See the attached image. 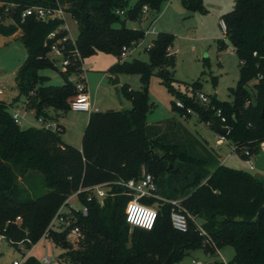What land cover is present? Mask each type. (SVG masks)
<instances>
[{
    "label": "trees",
    "instance_id": "16d2710c",
    "mask_svg": "<svg viewBox=\"0 0 264 264\" xmlns=\"http://www.w3.org/2000/svg\"><path fill=\"white\" fill-rule=\"evenodd\" d=\"M0 34L8 36L20 31L27 48V58L16 74L18 96L26 98L37 118L58 121L60 113L70 110V99L78 92L71 74L80 72L82 62L104 52L118 58L109 73L138 74L142 89L126 88L132 107L92 113L78 148L64 140V126L57 130L17 124L9 109L11 104L0 100V233L16 247L37 244L58 209L80 188L114 181L138 179L143 168L156 181V194L162 199L144 198L156 205L158 218L151 230L131 227L125 209L131 196L122 187L113 185L101 205L89 192L80 194L89 213H77L75 225L81 236L73 243L68 230L51 231L49 239L64 249L59 260L64 264H169L181 261L199 249L211 254L230 246L234 255L230 264H264V181L252 172L221 163L217 153L208 148L177 117L148 124L147 112L152 109L149 84L159 77L178 100L172 105L180 115L190 108L201 122L228 129L226 138L245 159V152L263 155L264 141V0H235L232 10L221 19L226 24L225 40L219 50L231 44L239 60V79L232 89L234 100L221 101L210 96L203 103L177 87L176 55L172 51L175 35L159 32L146 49L148 61L122 58L124 47L132 49L145 38V29L129 27V21L157 19L169 0H1ZM191 13L206 12L204 0H181ZM33 6L62 7L76 19L79 34L61 43L69 64L59 70L51 56L52 44L68 35L62 29L63 19L44 21L35 15L23 19L22 13ZM148 7L144 17L143 8ZM7 10V11H6ZM124 11V14L118 13ZM57 31V37L49 38ZM60 71L64 82L48 84L42 70ZM255 80L252 89L249 83ZM193 92L202 87L201 79L189 84ZM182 101L183 108L177 106ZM59 116V117H58ZM187 117V116H186ZM222 118H225L223 121ZM166 200H180L189 213L186 232L174 228L173 205ZM20 217V221L17 218ZM31 241V242H29ZM24 264H39L29 256ZM210 264H223L216 259Z\"/></svg>",
    "mask_w": 264,
    "mask_h": 264
},
{
    "label": "rangeland",
    "instance_id": "374dc122",
    "mask_svg": "<svg viewBox=\"0 0 264 264\" xmlns=\"http://www.w3.org/2000/svg\"><path fill=\"white\" fill-rule=\"evenodd\" d=\"M128 1L130 6L136 2V0ZM233 1L204 0L205 7L208 10L206 12L196 11L191 13L177 0H169L164 4V6L167 4L166 10L162 13L164 17L158 24L154 22L152 26L157 33L146 36L140 45L128 56V59L139 58L148 61L149 55L146 47L151 44L158 32L173 33L175 35V50L177 51L174 74L181 81L177 84V87L183 92H189L191 97L197 99L198 102H200L199 93H203L208 97L216 96L221 101L232 102L234 100L232 89L236 88L239 79L240 60L236 52L232 50L231 44L227 48L228 51H220L219 40H225L229 43V39L224 34L221 16L233 7ZM220 3L222 10H219L220 7H218ZM3 4L1 2L0 6ZM168 5H171L170 8H168ZM0 22L4 25H9L11 20L6 16H2ZM127 25L129 27H145L147 29L150 25V19L145 18L142 22L129 21ZM61 26L68 30V35L72 40L78 37V24L71 14H65ZM11 36L0 34V75L7 74L6 79L3 81L4 83L0 85L4 89V93L0 97L8 104L12 103L13 105L21 100H16L19 93L16 84V74L25 62L28 52L20 38V31L15 36ZM115 59L117 57L113 54L99 52L84 60V66L87 69V91L88 93L89 90L90 92L92 91L95 104L100 111L130 109L132 103L127 96L125 87L134 90L142 89L141 77L138 74H118L120 83L117 85L112 83L115 77L112 78L109 69ZM57 64L59 70L64 69L62 62L58 61ZM85 69L82 62L81 71L70 75L74 83L78 84L81 81V76L85 75ZM106 72L108 75L104 76ZM41 73L49 77L48 84L60 85L64 82L60 71L45 69ZM199 79L202 81V87L195 93L193 89H190L189 84ZM254 83L255 80L249 83L250 89H252ZM78 93L79 91L76 95ZM173 99L178 100L168 87L161 83L158 76H152L149 84V100L153 107L147 112V123H158L174 116L182 119L199 137L205 138L209 146L217 148L221 155V161L224 160L225 165L250 171L264 181V171L259 169L251 170L242 155L229 142L217 147L214 131L208 124L201 122L192 110L190 113L187 112L190 116L185 115L184 117L187 116L185 119L181 118L180 113L172 105ZM26 107L30 108L28 103H26ZM9 109L12 110L13 108L9 106ZM89 115L90 113L87 112H75L72 110L60 113L58 121L65 126L62 136L67 142L75 146L82 145V137L89 121ZM30 125L31 122L29 117H27V122L25 121L22 126L25 128L30 127ZM229 154L230 156H228ZM71 202L79 206L76 197L72 198ZM153 206L157 208L156 205ZM69 240L73 243L75 242L72 238H69ZM28 252V249L20 250L3 239L0 242V264H8L14 259H20L24 253ZM63 252L64 249L62 247L51 243L49 239L41 238L29 254L38 260L48 256L53 260L52 264H64L59 260V256ZM220 252L227 260H230L234 255V249L230 246L223 248ZM219 258V253L211 254L199 249L185 259L172 264H194L193 260L210 264Z\"/></svg>",
    "mask_w": 264,
    "mask_h": 264
},
{
    "label": "built area",
    "instance_id": "2783aa9c",
    "mask_svg": "<svg viewBox=\"0 0 264 264\" xmlns=\"http://www.w3.org/2000/svg\"><path fill=\"white\" fill-rule=\"evenodd\" d=\"M1 2L2 1L0 0V3ZM118 13L123 15L124 11H118ZM147 13H148V7L144 6L143 8L144 17L147 16ZM65 14L66 11L62 7L33 6L24 10L22 13V17L24 19L29 15H35L38 19L48 21L49 19H64ZM222 26L226 31V24L223 20H222ZM62 29H66V28L62 27ZM152 32L153 30L151 28L145 29V37ZM56 37H57V31L51 32L49 34V38L51 39H54ZM69 38H70L69 35H65L60 39H58L57 41H55L51 46V56L54 58H58L59 62L63 63L64 66L63 71L67 69V65L69 64V59L68 58L66 59L65 53L62 47H60V44L65 43ZM136 47L132 49L124 47L121 54L122 58L124 59L128 58V56L136 49ZM149 47H151V44H149L148 47H146V49H148ZM86 81H87L86 74L82 75L81 81L78 84H76L79 93L71 99L70 109L75 111H87L89 113H94L97 112L98 109L93 106L90 94L87 91ZM3 93H4V89L0 87V95H2ZM199 99L203 103L209 101V97L203 93H199ZM177 106L179 108H183L184 104L182 101H178ZM187 112L190 113L191 109L189 108ZM12 116L14 121L21 126L24 125L25 121L27 122L26 115L21 113V111L17 109L12 110ZM222 120L224 121L225 118H222ZM31 126L57 130L59 128V123L53 120L37 118L36 123H31ZM217 142L218 144H222L228 142V139L226 138V135L219 134V138ZM260 149L262 153H264V141L260 143ZM228 156H230V154ZM245 156H246L245 161L249 165V168L251 170L257 169L255 166L257 155H251L249 151H246ZM221 163L223 164L224 160L221 161ZM113 185L124 187L128 191V194L132 197L125 209L127 223L131 227H140L143 229L151 230L156 224L158 218V209L155 208L153 205L144 202L143 199L144 198L162 199V198L156 194L157 186L153 174L148 172L146 168H143L142 176L138 179H134V178L128 180L117 179L114 181H108V182L80 188L79 190L74 192L71 196H69L65 200V202L58 209L55 216L51 220L47 230L43 234L42 238L49 239V233L51 231L64 232L68 230V238H72L74 241H76L82 234L81 228L78 225H75V222L77 221V213H80L82 215H87L89 213L88 206L81 202L80 194L85 191H88L90 193L88 200H91L92 197L94 196L96 197V199H98L100 204L103 205L104 200L110 194V190ZM74 197L77 198V202L79 203V206L71 202V199ZM166 201L170 202L174 206L171 212V220L174 228L181 232H186L189 225L188 219L190 214L186 213L183 210L182 206L180 205V200H166ZM20 219L21 218L18 217L17 221H20ZM3 239L9 241L5 234L0 233V242ZM35 245L36 244H33L31 248H27L25 241H22L19 244L18 248L20 250H24L26 248L28 249L29 252L24 253L20 259H14L8 264H24L27 258L31 255L29 253L32 251ZM217 253H219L220 255L219 259L223 262V264H230L229 260L224 258L220 250H217ZM52 262L53 260L48 256H44L39 260V264H52ZM193 263L204 264L202 261H198V260H193Z\"/></svg>",
    "mask_w": 264,
    "mask_h": 264
},
{
    "label": "crops",
    "instance_id": "0c3cea01",
    "mask_svg": "<svg viewBox=\"0 0 264 264\" xmlns=\"http://www.w3.org/2000/svg\"><path fill=\"white\" fill-rule=\"evenodd\" d=\"M171 1V0H170ZM181 5H182V3H181V0H177ZM206 1V0H205ZM220 1V0H219ZM178 4V3H177ZM234 4H235V0L233 1V7H234ZM167 5V4H166ZM166 5L164 6V8H163V10H162V12L160 13V15L157 17V19L154 21V22H156L157 24L162 20V18L164 17V15L162 14L163 13V11L164 10H166L165 9V7H166ZM170 6L171 5H168V8H170ZM183 6V5H182ZM184 7V6H183ZM218 7H220L219 8V10H222L223 8H222V5H221V3L219 4V6ZM233 7L231 8V9H233ZM230 9V10H231ZM229 10V11H230ZM224 13H226V12H224ZM223 13V14H224ZM222 14V15H223ZM222 17V16H221ZM222 20V19H221ZM154 22H153V24H154ZM153 24H150L149 25V27L147 28V29H149L150 27L151 28H153L152 30H153V32L152 33H157V31H156V29L154 28V27H152L153 26ZM161 24V23H160ZM135 28H137V27H135ZM143 29H146L145 27L143 28ZM152 33H150V34H152ZM159 33V32H158ZM224 34L226 35V33H225V30H224ZM16 35V33L14 34V35H12L11 37H13V36H15ZM231 48V47H230ZM232 50L235 52V50H234V48H232ZM172 51L175 53V55L177 54V51L175 50V44L173 45V47H172ZM225 52L226 51H228L227 49L226 50H224ZM118 61V58L117 59H115L114 60V62H113V64L114 63H116ZM83 68L85 69V66H84V62H83ZM87 69H85V74H86V76H87V71H86ZM106 75H108L107 74V72L106 73H104V76H106ZM6 76H7V74L5 73V74H2V75H0V85H1V83H4L3 81H4V79H6ZM103 77V76H102ZM115 79V78H114ZM17 90H18V88H17ZM91 90H92V88H91ZM89 94H90V97H91V100H92V103H93V106L95 107V108H97V106H96V104H95V101H94V97H93V95H92V91L90 92V90H89ZM1 96V95H0ZM0 100H4V99H2L1 97H0ZM5 101V100H4ZM23 101V102H22ZM6 102V101H5ZM25 102V103H24ZM7 103V102H6ZM26 103H27V101H26V98H24V97H22L21 98V100L20 101H18L16 104H13L11 107L13 108V109H17V110H19V111H21V113H23V114H25L27 117H29V121L31 122V123H36V120H37V117H36V111H35V109L34 108H29V107H26ZM9 104H11V103H9ZM12 109V110H13ZM99 111H100V109L99 108H97ZM11 110V111H12ZM71 110V109H70ZM72 111H75V110H72ZM75 112H87V111H75ZM87 113H89V112H87ZM91 115H92V113H90V115H89V119H90V117H91ZM182 116V115H181ZM175 117V116H174ZM181 118H183V119H185L186 117H184V116H182ZM178 120L180 121V122H182L192 133H194L208 148H210V149H213L216 153H217V155H218V157H219V159L221 160V155L219 154V151L217 150V148L216 147H211V146H209L208 145V142L205 140V138H203V137H199L194 131H192L189 127H188V125H186V122L185 121H183L182 119H179L178 118ZM58 123H59V121H57ZM63 125V124H62ZM31 126V125H30ZM64 126V125H63ZM210 127V126H209ZM64 128H65V126H64ZM211 128V127H210ZM212 129V128H211ZM213 130V129H212ZM214 131V130H213ZM214 133H215V138H216V146L218 147V146H222L223 144H225V143H222V144H218V138H219V134L220 133H218L217 131H214ZM65 140V139H64ZM66 141V140H65ZM229 142V141H228ZM69 143V142H68ZM230 143V142H229ZM231 144V143H230ZM75 146V145H74ZM76 147H78V148H81L82 147V145L81 146H79V145H77ZM263 156H264V153H263ZM52 243V242H51Z\"/></svg>",
    "mask_w": 264,
    "mask_h": 264
},
{
    "label": "water",
    "instance_id": "95a60500",
    "mask_svg": "<svg viewBox=\"0 0 264 264\" xmlns=\"http://www.w3.org/2000/svg\"><path fill=\"white\" fill-rule=\"evenodd\" d=\"M57 62L59 61V59H56ZM114 85H117L120 83V79L118 76L115 77V79L112 82ZM263 115H264V107H263ZM216 130L218 133L223 134V135H227L228 134V129L222 126L217 125L216 126ZM255 166L257 169L264 171V156L263 155H258L256 162H255ZM264 215V207H262L258 213L257 216V221H260V219L262 218V216ZM171 260V256H169L166 261L163 264H169Z\"/></svg>",
    "mask_w": 264,
    "mask_h": 264
}]
</instances>
